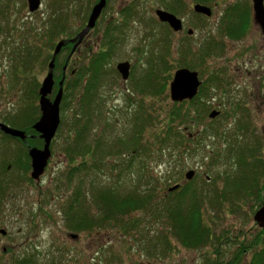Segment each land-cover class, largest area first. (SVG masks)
Instances as JSON below:
<instances>
[{
	"label": "rangeland",
	"instance_id": "1",
	"mask_svg": "<svg viewBox=\"0 0 264 264\" xmlns=\"http://www.w3.org/2000/svg\"><path fill=\"white\" fill-rule=\"evenodd\" d=\"M94 1L42 0L41 7L32 12L29 10L28 0H0V24L3 28L0 32V121L5 122L3 118L9 112L17 110L24 95V89L19 87L18 78L15 80V77L26 75L20 68L16 69L17 76L14 75L13 54L21 49L26 51L27 46H35V32L50 25L49 17L56 12L61 15L65 13L70 25L68 32L59 37L64 38L77 32L82 26L81 23L84 24L83 19L89 16V9ZM250 1L252 0H213L206 3L213 8V15L209 18L195 17L190 6H187L181 17L190 22L195 32L192 37H188L187 33L184 34L187 37H180L167 33L158 24L156 9L165 8L168 0H108L109 4L98 21L97 28L88 36L87 51L80 55L77 76L79 83L71 81L65 92L66 98L61 104L62 125L53 140L49 164L39 180L28 181L27 174L12 164V158L21 144L17 141L4 143L0 139V178L9 185L6 186L7 194L3 197L4 202L0 209V229L7 230L6 235L0 233V253L7 252L3 250L4 247L7 250L13 248V252L3 256L5 263L14 264L16 258L29 256L35 264H204L206 253L215 259L218 251L224 259L234 260L242 242L251 241L260 234L263 228L255 221L254 214L260 199L261 203L264 200V106L258 104L257 99L254 100L252 96H255L253 93L257 89L254 82H262L259 91L264 93V79H255L248 72L242 78L238 74L234 77V68L229 62L232 60L230 56L233 47L223 45L221 49L218 43H223V39L221 34L217 37L220 27L218 22L222 19L233 20L232 12L235 7L240 4L247 7ZM115 26L118 29L113 32L115 40L112 60L107 64L106 72L103 68L99 72L98 83L92 91L96 103L104 105L103 118L99 115V118L95 117L92 131L86 139L88 143L92 138H99L101 148H105L104 151L109 150V153H105L100 169L95 168L94 162L88 160L86 169L75 172L70 180L68 176L72 166L76 164L69 161L64 147L76 142L68 137L76 133L74 111L83 92L80 82L83 81L84 84L89 81L92 76L89 74L91 61L101 51L105 30ZM166 36L169 37L173 49L169 59L172 75L177 68L183 67L182 62H193L192 68L200 72L203 81L208 82L196 105L198 107L195 119L187 123V126L180 124L182 133L195 140V143L190 141L193 150L187 154L181 153L182 150H175L169 144L161 149L156 145L155 134L148 131H145L140 140L144 149L129 148L125 144L127 141L123 145L119 143V139L127 140L133 136L136 112L137 116L143 118L146 115L144 111L149 107L159 109V112L167 115L172 107L170 103H175L170 98L169 90L168 99H153L135 90L134 83H131L142 79L147 71V58L163 50ZM38 37L37 33V43H44V38L42 40ZM186 48L194 53L185 54ZM206 48H210L211 54L199 62V52ZM67 53L65 51L62 56L65 57ZM121 61H130L132 64L131 75L127 81L123 80L116 69ZM48 63L49 60L44 62L37 59L34 71L31 72L41 82L48 73ZM85 71L86 74L81 80ZM213 76L218 79V85L211 82ZM234 78L240 85L238 89L230 83L234 82ZM24 82L23 80L22 83ZM204 105L205 110L202 108ZM185 106L195 109V105L192 106L190 102ZM213 109L221 111L216 118H210ZM240 121L249 129L254 126L260 137L258 140L247 132V141L234 150L240 151L244 146H253L259 150L260 160L256 163V159H250L249 167L240 165L237 154L232 153L235 148L233 143L236 142L235 132ZM210 122L211 126L208 125ZM207 125L210 133L213 128L215 137H199L198 134ZM217 128L225 134L216 135ZM257 143L259 146H256ZM255 167L263 168L258 184L238 187L240 178L236 175ZM191 169L196 173L188 182H192L193 189H197L200 197H203L201 206L204 217L214 234L211 244L205 249L186 247L170 233L173 250H167L165 254L160 244L157 249H150L152 253H149L138 244L137 233L138 236L133 237L116 226L81 232L67 226L65 210L68 200L81 185L90 202L87 204L93 210L97 206L91 195L94 188L119 187L125 192L133 191L136 187L154 188L161 197L169 187L178 182L183 183L186 172ZM144 222L146 230L151 231L153 237L161 230H171L170 225L163 221L152 220L148 224L145 219ZM144 224L140 228L141 232H145ZM72 234L77 236L72 237ZM261 235L264 236L262 233ZM252 250L253 248L243 255L241 264H249L254 251Z\"/></svg>",
	"mask_w": 264,
	"mask_h": 264
},
{
	"label": "trees",
	"instance_id": "2",
	"mask_svg": "<svg viewBox=\"0 0 264 264\" xmlns=\"http://www.w3.org/2000/svg\"><path fill=\"white\" fill-rule=\"evenodd\" d=\"M67 1L72 2V0ZM212 1L213 0H199V2L205 4ZM91 9L92 8L89 9V12H91ZM232 13L234 17H240L241 19H245L249 16L248 7L241 4L236 6L234 12ZM87 17L88 15L85 19H83L84 24L87 21ZM49 21L50 25L48 24L44 30L41 28L40 30H37V33L39 34L38 38H44V40L42 39L44 43H37V57L35 55V46H27L26 51L21 49L19 52H15L16 56L13 54L15 61L14 75L17 76L16 69H19L20 60L23 63V73L26 76L23 78L25 82H21L19 87L24 89V95L17 110L9 112L3 119L6 123L25 130L28 135L38 134L37 131L33 129V125L41 116V109L39 105V88L41 86V81L31 72L34 71L37 59L43 60L44 62L50 60L51 50L53 49L56 40L61 38L59 36L62 34H66L70 28L68 16H66L65 13L61 15L56 12L49 17ZM97 26L98 23L95 28H97ZM115 29H118V26L107 28L103 37L105 40L101 45V51L97 53L91 61L89 74L92 76L86 83L83 84V81L80 82L83 92L81 97L78 99L79 104L74 111L76 133L68 137L76 142L75 144L69 143L64 147L69 161L76 164L75 166H72L71 172L68 176L70 180L74 176L75 172L84 171V169H86L88 160L93 161L94 167L100 169V164H102L105 159V153H109V150L104 151L105 148H101V140L99 138H92L88 143L86 142V139L92 131V123L94 124L93 121L96 119L95 117L97 116V118H99L100 116V118H103L102 110L104 105L103 103L100 104V102L96 103V99L92 91L94 86L98 83L97 76L99 75V72L102 68L106 72V66L112 60V46L115 40V33L113 32ZM75 33L76 32L70 34L72 35ZM65 41L68 43L67 40ZM166 41L167 40L165 38L163 41L165 42L163 50L158 51L147 58V71L142 75V79L131 82L134 83L136 88L135 90H138L144 95H149L153 99H168V84L172 78V68L169 67V65H171L169 63V59L173 54V50H170V48L167 47ZM184 53L192 54L194 51L186 48ZM18 54L21 58L17 56ZM210 54V48H206L202 51L200 50L199 62L201 59H205ZM181 65L189 68L194 67L193 62H182ZM57 67H59V65H56V69ZM114 70L116 71L115 68ZM85 74L86 71L82 75L81 80ZM17 78L18 81L19 78L21 81L20 76L15 77V80H17ZM211 82L216 85L219 84L218 79L214 76L211 79ZM207 83L208 82L205 80L200 87L198 94L191 100H184L183 102L175 103L168 102V107L169 103L172 104V107L170 109L168 108L170 111H168L167 115L159 112V109L149 107H147L144 111L147 116L145 115L143 118L137 116L136 112L134 115L136 120V129H134L133 136L127 140L122 138L119 139L120 145H123L124 141H127L125 144L129 148H134L136 150L140 148L144 149V147L141 146L140 140L142 139L145 131H148L149 133L152 132L155 134L156 145H159L161 149H164L169 144L170 146H173L175 150H182L181 153L183 154H187V152L193 150L190 145V141L195 143V140H193V138H189L190 135L188 136L182 133L180 124L187 126V123H190L195 119L198 107L196 105H198L201 100ZM85 84L87 85L84 86ZM68 88L69 87L66 86L65 92ZM64 98H66V93ZM189 102L192 106L195 105V109L186 108L187 106H185V104ZM202 108L204 109L205 105ZM142 115H144V113ZM232 117L235 118V116ZM249 124L251 125L250 122ZM208 125L211 126L212 122ZM208 125L205 130L201 131L200 134L197 133L199 137L203 136L206 138L211 135L214 136L213 128H211V134ZM217 129L216 135L223 136L225 134L224 131L221 132L219 128ZM247 132L251 133L254 137H257L256 139H260L255 132L254 126H251V129H249V127L240 121L235 132L236 142L233 143L235 148H230V150L233 149L232 153L237 154V162L245 167H249L248 162L251 161L250 159H256L255 161L257 163L258 159L260 160L258 157L261 155H259V150L256 149V147L253 148V146L252 148H246L244 146V148L240 149V151H234L237 146L246 140ZM0 139L4 143L17 141L21 144L12 158V164H15L27 174L28 181L34 182L35 180H33V178L29 175L32 168L31 158L28 153V146L32 145L41 147L44 144L43 139L37 136H27V140L23 141L20 138L7 135L1 131ZM184 141L188 142L185 143ZM53 142L54 141H52V146ZM126 145H124V149L126 148ZM256 146H259L258 143ZM107 149H110V147H107ZM120 152L121 151H119V153ZM79 165L81 167H78ZM263 168H248L243 170L241 173H238L236 177L240 179L237 186L247 187L248 185H257L258 179L261 174H263V172H260ZM229 180L232 179L229 178ZM249 182H251V184ZM191 183L192 182H187L173 192L167 191L161 197L156 193L154 188L142 189L141 187H136L135 190L126 192L121 190L119 187L94 188L92 189L91 195L97 206L93 210L87 204L89 202L88 197L84 193L81 185L74 191L72 198L68 200V207L67 210H65L67 226L76 232L93 230L94 228L108 229V227L114 228L116 226L121 230H124L130 236L136 237L139 235V238L137 239L138 244H141V248L149 253H152L150 249H157L160 244L163 246L162 251L165 254L167 250H173L174 245L172 242V236L178 239L181 244L186 247L205 249L211 244L214 234L212 233L211 226L206 222L204 217V212L201 206L203 205L204 199L203 197H200L197 189H193ZM6 184L7 183L0 178V209H2L1 207L4 202L3 197L7 194L9 187V185ZM260 200L262 201V199ZM261 201L258 204V208L263 203H261ZM134 213H137V215H134ZM145 219L148 221V224L152 222V220L157 222L163 221L170 225L171 230L170 232H167V230H161L156 234V237H153V235H151V231L146 230L147 226L144 222ZM143 224L146 226L145 232L140 231ZM136 233L138 235H136ZM170 233L172 236H170ZM261 233L264 234V228L261 229L260 234L256 235L253 240L242 242L241 247H239L240 250L238 249L237 251V253L242 255L239 256L236 253L237 256L234 260L227 258L224 259L219 251L215 254L217 257L215 260L212 259L213 257L209 253L205 252L207 256L205 255L204 264H241L242 259L244 258L243 255L249 252L251 248H253L254 251L252 250L253 253H251L252 256L249 264H264V236H262ZM11 252H13L12 247L8 248L6 253H0V264H7L5 263L3 256ZM32 260L33 259L29 258V256L24 258L19 257L15 259L14 264H31L30 262L35 264ZM216 261H218V263H216Z\"/></svg>",
	"mask_w": 264,
	"mask_h": 264
},
{
	"label": "water",
	"instance_id": "3",
	"mask_svg": "<svg viewBox=\"0 0 264 264\" xmlns=\"http://www.w3.org/2000/svg\"><path fill=\"white\" fill-rule=\"evenodd\" d=\"M42 5V0H28L29 10L34 12L38 10ZM107 5V0H98L88 17L86 26L81 32L70 41L77 42L74 45L73 51L76 49L78 44L85 38L87 34L96 26L98 19L100 18L104 8ZM196 13H201L206 16L212 15V8L203 3H196L193 7ZM254 18L255 20L264 27V0H253ZM156 15L161 22H168L170 26L175 30L179 31L183 28V21L177 15L165 10L163 8L156 9ZM1 30V24H0ZM189 33L192 34L193 30L190 29ZM65 40H60L54 49L53 58L49 62V72L43 79L39 88V105L41 109L40 118L34 123L33 129L38 132L37 136L44 140L42 147L28 146V153L31 158L32 170L30 176L34 180H39L44 174L49 160L52 156L51 144L55 138L57 131L61 124V103L64 96V81L63 77L59 83L60 87L55 95L54 99H51L50 95L53 93L55 79H54V68L56 56L60 53L63 46H65ZM131 62L121 61L117 64V70L122 75L123 80L127 81L131 73ZM202 84L199 72L197 70L190 69L188 67H181L174 73L173 79L170 82V96L174 102H182L184 100L193 99L199 92V87ZM220 114L219 110H213L210 113L211 118H215ZM0 131L7 135L20 138L23 141L27 140V136L34 137L36 135H28L25 130L11 126L5 122L0 121ZM196 171L191 169L186 172L185 176L187 180H192L195 176ZM180 184L173 185L169 188V191L176 190ZM254 219L258 225L264 228V202L262 206L255 212ZM0 233L3 235L7 234V230L2 228ZM77 234H72V237H76ZM7 251V248H3Z\"/></svg>",
	"mask_w": 264,
	"mask_h": 264
},
{
	"label": "flooded vegetation",
	"instance_id": "4",
	"mask_svg": "<svg viewBox=\"0 0 264 264\" xmlns=\"http://www.w3.org/2000/svg\"><path fill=\"white\" fill-rule=\"evenodd\" d=\"M96 1L97 0L94 1V4L96 3ZM198 2L199 1L197 0H168V2H165L164 9L168 10L169 12L177 15V17L182 19L183 28L181 30L175 31L168 22L159 21L158 24L162 25L163 28L167 31V33H172L180 37L182 36L187 37L184 36V34L187 33L188 37H192L194 35L195 30L191 27L190 22L186 21L184 17H181V15L186 9V7L190 6L193 15L195 17H199V16L203 17L204 15L196 13L193 9L194 5ZM108 4L109 3L107 0V6ZM107 6L105 7V9L107 8ZM247 7L249 12V16L247 18L241 19L240 17L239 18L234 17V19L231 21L222 19L221 22H218L220 27L218 28L217 37L219 38V34H221L220 36L223 39V43H218V45L221 47V49L223 45H227L228 47H233V52L230 56V59L232 60H229V62L232 64L234 68V73H235L234 77L238 74L242 78V75L245 72H248L250 75H253L252 77L261 81L262 78L264 79V27H262L254 18L253 0L250 1ZM105 9L101 14L100 19ZM86 24L87 21L85 22L84 25L81 23L82 26L78 29V31L74 35H70L64 38L61 37L58 40H56L55 45L51 50V58L49 62L53 58V51L56 44L62 39L68 41V43H66L65 46H63L60 53L56 56L55 59V68H54L55 85H54L53 93L50 95L51 99L55 98V95L59 90V83L63 77H65V81H64L65 88L66 86L69 87L71 85V81L73 80L74 83H79V79L77 80V76L79 74L78 61L81 59L80 55L84 54L87 51V47H88L87 40H88V36L92 31L85 36V38L81 41L80 44H78V46L74 51L73 48L77 40L75 42H71L70 40L76 37L81 32V30L86 26ZM2 29L3 28L1 25L0 32L2 31ZM190 29L193 30L192 34L189 33ZM165 38L167 40L166 41L167 47L170 48V50H173L170 46L169 37L166 36ZM35 42H36L35 55L37 57V31L35 32ZM65 51H67L68 53L65 57H63L62 54ZM17 56L21 58L19 54ZM56 65H59V67L61 65V72L59 67H57L56 69ZM19 68L21 69V71H23V63L21 62V60L19 62ZM59 74L61 76L60 78L58 77ZM20 77H21V81L19 78V84L23 82V78H24L23 76ZM233 80L234 82L233 83L230 82V83L234 84L235 88L238 89L240 86L239 83L235 78ZM261 83L262 82H259V84H257L254 82V85L257 86V89L253 93L255 96L252 95L251 96L254 100L257 99L258 104L264 106V93H261L259 91V88L261 87ZM56 85H58V87H56ZM263 88H264V83H263ZM233 94L235 93L233 92ZM234 96L236 97L237 95L235 94ZM186 183L187 182L184 181L183 183L180 184L183 185Z\"/></svg>",
	"mask_w": 264,
	"mask_h": 264
}]
</instances>
